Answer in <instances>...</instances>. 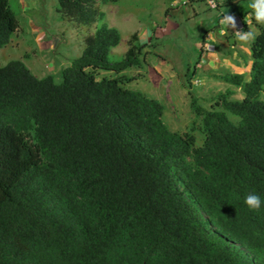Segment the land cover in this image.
<instances>
[{
	"label": "trees",
	"instance_id": "obj_1",
	"mask_svg": "<svg viewBox=\"0 0 264 264\" xmlns=\"http://www.w3.org/2000/svg\"><path fill=\"white\" fill-rule=\"evenodd\" d=\"M97 2L57 0V11L89 23ZM18 24L0 0V48ZM255 25L249 78L225 70L229 86L208 107L190 92L199 145L191 130L170 129L157 98L125 86L137 74L124 70L146 59L135 34L110 61L120 33L103 23L59 82L19 59L0 65V264H264V204L243 203L250 192L264 201V25ZM195 71L187 66L186 86Z\"/></svg>",
	"mask_w": 264,
	"mask_h": 264
},
{
	"label": "rangeland",
	"instance_id": "obj_2",
	"mask_svg": "<svg viewBox=\"0 0 264 264\" xmlns=\"http://www.w3.org/2000/svg\"><path fill=\"white\" fill-rule=\"evenodd\" d=\"M214 2L211 7L208 0H98L102 13L94 21L83 23L58 12L57 0H9L19 24L8 43L0 48V65L19 59L37 77L51 75L59 82L62 70L82 54L85 37L103 23L116 27L120 33L118 45L108 54L110 61L124 57L135 34L137 42L145 43L142 51H146V59L124 70L127 75L137 74L125 86L157 98L164 106L163 119L170 129L191 130L199 145L201 120L192 110L190 95L193 93L198 103L208 107L210 98L229 86L218 77L229 66L218 60L217 54L228 55L230 45L237 39L231 31L220 34L219 18L228 10V14L236 16L240 29L241 21L248 18L246 11L252 12L247 7L251 0ZM248 28L252 30L251 26ZM253 28L255 31V23ZM206 32L212 34L214 44L208 42L214 49L208 45L198 60L199 42ZM187 66L196 69L191 87L184 82ZM237 71L245 72L249 78L250 69ZM96 74L98 78L116 75L108 70H98ZM236 90L233 97L241 98V91ZM261 98L264 99V92Z\"/></svg>",
	"mask_w": 264,
	"mask_h": 264
},
{
	"label": "clouds",
	"instance_id": "obj_3",
	"mask_svg": "<svg viewBox=\"0 0 264 264\" xmlns=\"http://www.w3.org/2000/svg\"><path fill=\"white\" fill-rule=\"evenodd\" d=\"M247 7L251 8L252 12L247 18V23L251 24L253 19L256 24L264 25V0H251V2L247 5ZM221 35L228 34V31L234 33L237 39L244 45H248L253 42L256 38V32L253 30H243L237 28L236 18L232 14H227L223 16L220 20ZM206 47H208L206 45ZM244 205L251 211H259L261 209L264 201L261 200L260 196L254 192L248 193L244 200Z\"/></svg>",
	"mask_w": 264,
	"mask_h": 264
},
{
	"label": "crops",
	"instance_id": "obj_4",
	"mask_svg": "<svg viewBox=\"0 0 264 264\" xmlns=\"http://www.w3.org/2000/svg\"><path fill=\"white\" fill-rule=\"evenodd\" d=\"M245 16L249 17V13L246 14ZM222 18L223 17L219 18V22ZM249 26H251L252 30H254V28H253L254 22L251 24H248V27ZM248 30H250V29L248 28ZM204 37H205V40L207 42L210 41V42H213V44H214V41H212V39H211V38H213L212 34L209 35V32H206V36H204ZM208 45H210V50L214 49L213 45H211L209 42L207 43V46ZM248 46H249V44L244 45L238 39H236V40H234V43L231 44V48H234L232 53H229L228 55L224 54L222 56H220V54H217V58H218V60H222V61L224 60V62H222V63H225L229 66L228 71H230V72H239L237 70H243V69L249 70L250 66H251L252 59H251V52H250V49ZM205 48L207 49V47H205ZM206 49H205V51H206ZM214 53H216V52H214ZM209 54L210 53H208V56H209ZM201 58H203V55L201 56ZM246 78H247V75H246Z\"/></svg>",
	"mask_w": 264,
	"mask_h": 264
},
{
	"label": "built area",
	"instance_id": "obj_5",
	"mask_svg": "<svg viewBox=\"0 0 264 264\" xmlns=\"http://www.w3.org/2000/svg\"><path fill=\"white\" fill-rule=\"evenodd\" d=\"M208 2H209V4H210L211 7L215 6V4H214V3H215L214 0H208ZM209 49H210V48H209Z\"/></svg>",
	"mask_w": 264,
	"mask_h": 264
}]
</instances>
